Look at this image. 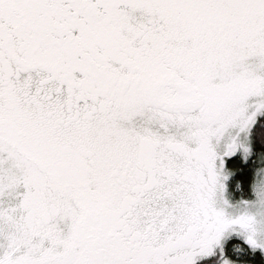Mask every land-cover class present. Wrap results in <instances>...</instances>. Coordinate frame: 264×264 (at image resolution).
I'll use <instances>...</instances> for the list:
<instances>
[{
	"label": "snow or ice",
	"instance_id": "snow-or-ice-1",
	"mask_svg": "<svg viewBox=\"0 0 264 264\" xmlns=\"http://www.w3.org/2000/svg\"><path fill=\"white\" fill-rule=\"evenodd\" d=\"M262 108L264 0H0V264L264 249V175L218 197Z\"/></svg>",
	"mask_w": 264,
	"mask_h": 264
},
{
	"label": "trees",
	"instance_id": "trees-1",
	"mask_svg": "<svg viewBox=\"0 0 264 264\" xmlns=\"http://www.w3.org/2000/svg\"><path fill=\"white\" fill-rule=\"evenodd\" d=\"M249 154L245 157L240 154L233 155L224 163L229 174L228 193L234 199H250V184L253 180L254 170L264 165V109L256 116L248 130ZM231 239L226 247L236 242ZM219 254L202 258L193 264H220ZM241 264H264L263 254L258 250L246 253L243 258L236 260Z\"/></svg>",
	"mask_w": 264,
	"mask_h": 264
},
{
	"label": "rangeland",
	"instance_id": "rangeland-1",
	"mask_svg": "<svg viewBox=\"0 0 264 264\" xmlns=\"http://www.w3.org/2000/svg\"><path fill=\"white\" fill-rule=\"evenodd\" d=\"M263 109L264 108L259 109L255 112L252 123L254 122L256 116ZM252 123L250 124V126L247 129L246 138H245V134L243 132L240 134L241 139H243L244 142L247 144H248V130L251 127ZM235 154L241 155L240 150L237 149V151L231 155H235ZM248 154H249V152H248ZM243 157H245V156H243ZM217 165H219V164H217ZM219 172H220L219 179H220L221 183L224 185V188H223V191L218 194V197H222V199L224 201H227L231 205H238L240 202L246 200V199H242V198L234 199V198L230 197V195L228 193V181H229L230 177L224 168V163L222 166L219 167ZM231 239H236L237 241L230 244L228 247H226L227 242ZM256 249H258L263 254V257H264V249H261L259 246L250 245L246 241V239L244 238V235L242 234V232L239 231V227L237 225H231L224 230V232L219 237L218 242L214 243L212 245L211 252L208 253L207 255H202L200 253H196L194 260H193V263L202 259V258L211 256V255H214L217 253L220 256V258H219L220 264H223V261L225 259L227 261H229L230 264H241V263L237 262L236 260H240L241 258H243V256L246 253H249V252L254 251Z\"/></svg>",
	"mask_w": 264,
	"mask_h": 264
},
{
	"label": "clouds",
	"instance_id": "clouds-1",
	"mask_svg": "<svg viewBox=\"0 0 264 264\" xmlns=\"http://www.w3.org/2000/svg\"><path fill=\"white\" fill-rule=\"evenodd\" d=\"M260 172L264 175V165L260 166L259 168L254 170L253 176L255 177L257 172ZM252 184H250L251 188ZM249 213L254 216L257 220H264V203L261 202H254L249 205L248 208Z\"/></svg>",
	"mask_w": 264,
	"mask_h": 264
},
{
	"label": "flooded vegetation",
	"instance_id": "flooded-vegetation-1",
	"mask_svg": "<svg viewBox=\"0 0 264 264\" xmlns=\"http://www.w3.org/2000/svg\"><path fill=\"white\" fill-rule=\"evenodd\" d=\"M236 155V154H235ZM231 156H233V155H223V156H221L219 159H222L223 160V162L225 163V161L227 160V158H229V157H231ZM217 164H219V160H217V162H216Z\"/></svg>",
	"mask_w": 264,
	"mask_h": 264
}]
</instances>
